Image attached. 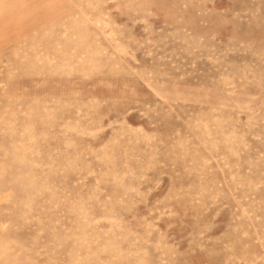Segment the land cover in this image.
<instances>
[{
	"label": "rangeland",
	"instance_id": "rangeland-1",
	"mask_svg": "<svg viewBox=\"0 0 264 264\" xmlns=\"http://www.w3.org/2000/svg\"><path fill=\"white\" fill-rule=\"evenodd\" d=\"M0 264H264V0H0Z\"/></svg>",
	"mask_w": 264,
	"mask_h": 264
}]
</instances>
